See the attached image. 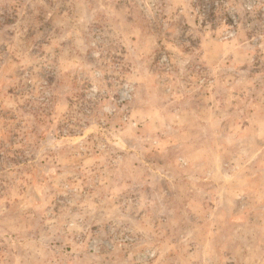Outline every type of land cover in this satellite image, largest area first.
<instances>
[{
	"label": "rangeland",
	"instance_id": "rangeland-1",
	"mask_svg": "<svg viewBox=\"0 0 264 264\" xmlns=\"http://www.w3.org/2000/svg\"><path fill=\"white\" fill-rule=\"evenodd\" d=\"M0 264H264V0H0Z\"/></svg>",
	"mask_w": 264,
	"mask_h": 264
}]
</instances>
